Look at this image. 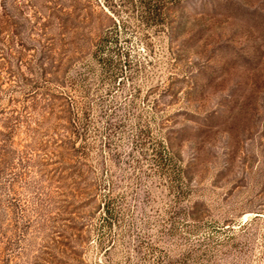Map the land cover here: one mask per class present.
Returning <instances> with one entry per match:
<instances>
[{
    "label": "rangeland",
    "instance_id": "374dc122",
    "mask_svg": "<svg viewBox=\"0 0 264 264\" xmlns=\"http://www.w3.org/2000/svg\"><path fill=\"white\" fill-rule=\"evenodd\" d=\"M115 24L127 64L109 93L92 53ZM77 73L97 104L98 176L113 174L114 193L134 211L121 233L130 221L136 234L148 231L138 219L147 221L149 202L160 221L166 191L159 176L148 179L144 161L125 166L130 144L119 160L109 155L108 100L123 107L114 122H125L120 142L149 124L182 161L189 205L231 237L217 263L264 264V0H171L154 24L131 0H0V147L14 128L12 153L0 165V264L104 261L94 234L87 240L81 230L89 212L62 202L50 180L64 174L54 154L62 132L45 120L62 111L57 87ZM134 228L129 245L120 237L114 264L136 260Z\"/></svg>",
    "mask_w": 264,
    "mask_h": 264
},
{
    "label": "trees",
    "instance_id": "16d2710c",
    "mask_svg": "<svg viewBox=\"0 0 264 264\" xmlns=\"http://www.w3.org/2000/svg\"><path fill=\"white\" fill-rule=\"evenodd\" d=\"M131 1L141 10L145 22L150 24L157 23V20L163 17L167 5L171 3V0ZM92 56L100 69L102 82H108V91L113 93L119 79L124 77L127 64V55L119 45L116 24L113 30L103 35ZM85 81L87 78H84L83 73H77L67 79L66 85H59L58 96L64 102L62 111L49 112V117L45 120L51 124L54 133L62 132L59 142L54 141V154L56 163L61 165L60 170L64 174L56 176L53 173L50 180L59 185L57 188L60 190L62 202L71 199L78 204L79 210L86 209L89 212L88 217H81L87 218L81 230L86 229L87 240L91 237L90 234H94L103 253L104 261L96 264H114L112 255L118 252L120 237L124 244L129 245V241L126 243L124 239L132 236L130 229L134 228L135 224L130 221L128 230L121 233L122 227L127 225L129 217L135 215L125 194L114 193L116 183L112 178L113 174L106 170V179L98 176V164L103 165V161L99 158L102 155H99L97 142L102 133L98 128L99 121L95 113L97 104L90 100L89 86ZM120 84L121 82L119 86ZM108 102L102 106V114L106 119V146L109 155L111 154L113 160H119L122 155L119 148L125 143L130 144V151L124 153L127 157L123 161L125 166L141 167L144 161L148 179L159 176L166 191V202L163 204L160 221L152 219L151 215L158 210L154 212L150 202L147 221L138 219L139 224L145 225L148 231L145 232L140 226L136 234L134 228L137 235L135 241L138 243L133 251L136 252L137 258L133 261V258L128 256L126 264H218V256L222 253L219 247L231 237L226 234L224 239L221 238L219 231L198 215L195 206L189 205L191 190L182 161L164 141L153 136L149 124L143 128L139 124L135 132L133 127V132L128 134L126 141L120 142L116 134L119 128L125 127V122L122 119L118 121L119 125L114 122L119 120L123 107L116 100ZM8 128L9 132L1 134L3 139L0 147V165L5 164L12 153L9 148L14 128ZM120 133L124 135L123 131ZM147 195L149 196L148 193ZM96 213L97 222H91ZM71 249L73 250V246Z\"/></svg>",
    "mask_w": 264,
    "mask_h": 264
}]
</instances>
